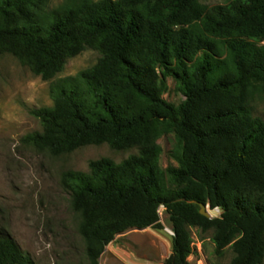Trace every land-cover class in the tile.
Here are the masks:
<instances>
[{
	"label": "trees",
	"instance_id": "1",
	"mask_svg": "<svg viewBox=\"0 0 264 264\" xmlns=\"http://www.w3.org/2000/svg\"><path fill=\"white\" fill-rule=\"evenodd\" d=\"M47 3L0 0V56L52 81L54 105L33 111L43 130L24 141L53 155L102 143L138 149L63 175L89 263L129 229H162L164 206L175 233L165 264H193L192 228L212 231L215 254L233 249L225 264H262L264 120L250 103L264 95V0ZM88 47L98 62L57 78ZM169 77L186 96L179 105L164 98ZM169 133L178 166L165 169L158 140ZM194 200L220 216L202 215ZM0 264L35 263L5 235Z\"/></svg>",
	"mask_w": 264,
	"mask_h": 264
},
{
	"label": "rangeland",
	"instance_id": "2",
	"mask_svg": "<svg viewBox=\"0 0 264 264\" xmlns=\"http://www.w3.org/2000/svg\"><path fill=\"white\" fill-rule=\"evenodd\" d=\"M65 1L48 0L47 9ZM229 1L200 0L209 7ZM99 58L100 53L88 47L69 59L57 78L76 76L93 67ZM167 82L169 90L164 98L179 105L186 99L185 94L174 78L169 77ZM51 83L16 56H0V236L13 238L35 264H90L79 232L80 216L74 211L63 175L68 171L88 172L90 162L101 158L121 163L137 154L138 149L116 150L102 143L53 155L26 143L27 135L43 130L33 111L54 105ZM250 106L253 115L264 120V95H257ZM158 144L162 148L161 166H178L172 156L175 134L163 135ZM210 212L213 217L220 216L212 209ZM160 217L162 229L133 228L117 235L107 245L99 264H165L172 253L174 230L165 208L160 209ZM192 236L194 252L189 261L193 264H225L233 259L230 247L221 256L215 254L212 231L192 228Z\"/></svg>",
	"mask_w": 264,
	"mask_h": 264
},
{
	"label": "water",
	"instance_id": "3",
	"mask_svg": "<svg viewBox=\"0 0 264 264\" xmlns=\"http://www.w3.org/2000/svg\"><path fill=\"white\" fill-rule=\"evenodd\" d=\"M196 204H199L200 206V213L208 218H213L211 212H210V206L206 205L204 203L198 202L196 200L193 201Z\"/></svg>",
	"mask_w": 264,
	"mask_h": 264
},
{
	"label": "built area",
	"instance_id": "4",
	"mask_svg": "<svg viewBox=\"0 0 264 264\" xmlns=\"http://www.w3.org/2000/svg\"><path fill=\"white\" fill-rule=\"evenodd\" d=\"M161 208H165V207H164V206H161L160 209H161ZM213 211L216 212V213H218V214H221V212H222L221 209H220L219 207L213 209ZM159 212H160V210H159ZM171 233H172L173 235L175 234L174 231H171Z\"/></svg>",
	"mask_w": 264,
	"mask_h": 264
}]
</instances>
